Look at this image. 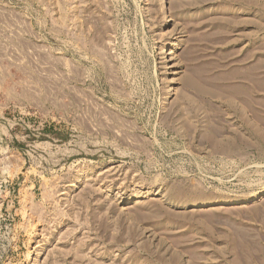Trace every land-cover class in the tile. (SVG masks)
<instances>
[{
    "label": "rangeland",
    "instance_id": "1",
    "mask_svg": "<svg viewBox=\"0 0 264 264\" xmlns=\"http://www.w3.org/2000/svg\"><path fill=\"white\" fill-rule=\"evenodd\" d=\"M0 264H264V0H0Z\"/></svg>",
    "mask_w": 264,
    "mask_h": 264
}]
</instances>
